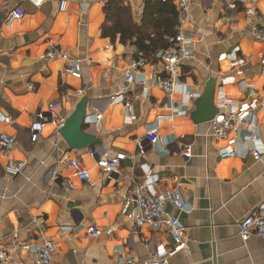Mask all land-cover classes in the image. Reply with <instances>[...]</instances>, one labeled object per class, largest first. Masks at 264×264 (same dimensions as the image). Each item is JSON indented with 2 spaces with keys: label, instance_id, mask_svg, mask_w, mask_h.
<instances>
[{
  "label": "crops",
  "instance_id": "obj_1",
  "mask_svg": "<svg viewBox=\"0 0 264 264\" xmlns=\"http://www.w3.org/2000/svg\"><path fill=\"white\" fill-rule=\"evenodd\" d=\"M105 1L0 0V134L15 139L8 157L0 153V247L8 252V264H33L30 254L11 247L14 241L55 243L54 264H117L121 255L149 261L159 245L172 247L168 237L139 230L120 215L124 197L147 176L154 193L179 183L187 208H165L184 227L189 250L168 264H264V239L244 241L237 228L264 203V158L252 157L257 142L242 139L254 136L264 143V108L223 139L213 137L210 121L197 120L212 90L215 116L264 94L263 46L252 35L264 23V0L238 1L235 10L227 8L230 0L189 1L185 29L193 52L170 98L138 83L162 72L157 59L148 62L129 42L102 37ZM120 1L139 23L145 0ZM248 7L254 15H245ZM15 8L24 12L21 20L11 19ZM51 45L80 63V79L64 73V60L44 59ZM141 59L143 67L134 68ZM237 60L244 62L234 66ZM128 73L135 83L125 82ZM82 99L87 100L82 130L94 139V151L90 145L70 149L50 122L31 142L28 130L37 113L47 116L49 105L57 104L66 122ZM151 132L159 137L154 144L147 140ZM231 141L248 154L221 159L219 152ZM185 146L191 148L188 159L181 155ZM119 153L126 158L117 174L107 176L96 166L101 156ZM65 159L81 161L89 183L75 177ZM9 161L25 164L20 175L6 174ZM91 227L115 231L92 239Z\"/></svg>",
  "mask_w": 264,
  "mask_h": 264
},
{
  "label": "built area",
  "instance_id": "obj_2",
  "mask_svg": "<svg viewBox=\"0 0 264 264\" xmlns=\"http://www.w3.org/2000/svg\"><path fill=\"white\" fill-rule=\"evenodd\" d=\"M163 2L165 0H162ZM190 0H177L175 7L178 14V24L176 33L169 39V45L156 55L158 63L161 64L162 72H155L148 80H141L138 83L142 87H158L167 97H171L175 90L181 85V68L192 57L193 49L191 44L192 37L186 34L185 24L188 22V7ZM238 1L247 0H230L227 8L230 10L236 9ZM245 15H254V8L248 7L245 9ZM24 17V12L20 8H15L11 13V19L21 20ZM188 24V23H187ZM253 38L256 42L263 46V53L260 59V75L264 78V23L253 27ZM45 60L62 59L65 61L64 73L70 75L75 79L81 77L80 63L74 59H70L68 54L57 48L54 45L48 47L44 54ZM243 60L234 62V66L243 64ZM141 59L134 63L133 67L141 69L144 65ZM127 84L135 83V77L132 73L125 76ZM29 88H31L29 86ZM264 91V89H263ZM78 95L82 91L77 92ZM251 96H254V91H251ZM189 98H196L195 95L189 94ZM222 105H225V99L221 100ZM264 108V94L260 98L252 97L249 102L240 103L234 109L229 110L224 114L216 115L210 121V129L213 137L223 139L230 133H238L243 130L248 122L253 120L254 114L260 109ZM49 116L42 113H37L33 124L30 126L28 132L30 134L31 142H36L41 134V129L44 124L50 122L56 125L60 130L65 123V118L62 115L61 109L57 104L49 105ZM159 137L156 132H151L147 135V140L154 144ZM243 141L257 142L258 145L250 149L252 157L255 160L264 158V143L258 142L256 137L247 136L242 138ZM15 139L13 137L0 134V153L4 157H8L13 149ZM234 141L229 142V146L219 152L221 159H229L235 157H245L248 154L247 149H238L232 147ZM182 157L188 159L191 157V148L185 146L181 151ZM126 158L122 153L116 154L114 157L106 155L97 159L96 166L100 168L107 176L117 174L119 172L120 163ZM65 164L73 172V175L81 181L89 183V175L83 163L76 159H65ZM25 167L24 163H15L9 161L5 167V172L11 177L20 175ZM150 177L147 176L143 183L136 186L130 193H128L123 200L120 215L134 224V226L141 230L147 229L151 232L160 233L168 237L173 246L166 248L159 245L151 260L138 261L133 256L121 255L117 264H168L171 257L178 253L188 254V238L184 227L180 224L176 217L170 216L166 213L165 208L172 206L178 211H186L187 208L182 200L179 192V183H176L174 188H168L161 193H154L149 185ZM65 188L68 191L71 186L66 183ZM41 223L43 220L40 221ZM238 235L240 239L247 240L250 237H260L264 239V203L256 207L244 217L238 224ZM115 231V227L109 228L106 231H101L96 227L88 229L90 238L95 239L102 235L111 236ZM11 247L15 250L24 251L32 256L33 264H54L56 260L57 247L55 243L44 241L41 243L22 244L17 241L11 243ZM0 263L8 264V252L6 248L0 247Z\"/></svg>",
  "mask_w": 264,
  "mask_h": 264
},
{
  "label": "trees",
  "instance_id": "obj_3",
  "mask_svg": "<svg viewBox=\"0 0 264 264\" xmlns=\"http://www.w3.org/2000/svg\"><path fill=\"white\" fill-rule=\"evenodd\" d=\"M103 12L105 22L101 35L120 44L129 42L135 47L137 57L156 63L155 55L169 45L176 32L177 10L173 0H145L139 23H135L131 10L120 0H106Z\"/></svg>",
  "mask_w": 264,
  "mask_h": 264
},
{
  "label": "water",
  "instance_id": "obj_4",
  "mask_svg": "<svg viewBox=\"0 0 264 264\" xmlns=\"http://www.w3.org/2000/svg\"><path fill=\"white\" fill-rule=\"evenodd\" d=\"M87 100L82 99L75 107L74 111L59 130V134L65 141L67 146L72 149H80L87 145L92 147L91 151H94L95 141L89 135L84 134L82 127L84 124L86 114ZM216 114L213 106V90L207 92L201 101V107L198 113V122L211 121ZM49 116V113L48 115Z\"/></svg>",
  "mask_w": 264,
  "mask_h": 264
}]
</instances>
